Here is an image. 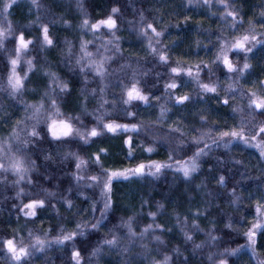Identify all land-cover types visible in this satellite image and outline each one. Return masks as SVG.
<instances>
[{
	"label": "trees",
	"instance_id": "1",
	"mask_svg": "<svg viewBox=\"0 0 264 264\" xmlns=\"http://www.w3.org/2000/svg\"><path fill=\"white\" fill-rule=\"evenodd\" d=\"M42 3L45 7L41 9V20L50 24L54 46L42 51L37 26L24 28L26 36L36 39L35 47L31 48L28 56L35 58L34 63L37 67L34 72L29 73L23 99L28 103L38 100L47 83L44 72L53 71L62 80L68 82L71 88L70 94H61L59 97L61 110L72 116L80 115L89 128L94 126L96 121L93 116L81 111L82 90L88 94L87 111L93 113L98 107L99 93L95 97L90 93L91 89L98 87L99 79H94L89 71L85 84V74L80 73L74 63V56L79 55L81 37L85 40H92L93 37L90 32L83 33L79 25L85 16L95 22L105 18L112 7H119L121 11L118 14L116 35L120 37L121 51L114 53L113 50L107 53L113 56L109 65L113 75L106 81L109 86L105 94L110 103L105 105V108L110 115L105 119L120 123L143 121L147 131L141 130L139 133L120 131L116 134L105 131L89 144H84L79 139H73L59 146L44 142L42 148L33 156V159L38 157L37 168L31 174L33 182L21 185L24 188V195L21 198L16 197L17 187L11 183L14 178L10 177L7 184H0V239L10 237L14 231H18L25 237L26 243L29 230L41 236L47 231L51 239L59 234L62 227L72 231L76 223L83 219L94 223L100 218V209L103 208L100 188L76 186L71 176L75 171V159L71 156L64 159L65 153L74 152L88 160L85 169L87 174H97L101 171L100 166L94 163V154H99L101 165L109 170L133 168L139 162L148 163L150 160L167 163L168 155L174 149L175 158L186 159L192 155L196 147L191 143L193 135H198L200 131H207L209 128L227 130L238 123V117L231 110L232 106L246 103V99L237 94L236 99L230 100L229 105L225 106L219 102L215 94H201L188 76L181 74L173 78L168 66L160 62L158 57L149 54L146 42L137 34L141 12L146 22H154L158 30L166 26L167 30L161 39L162 45L167 46L165 51L169 56V64L174 66L178 59L186 61L188 65H195L201 61L208 63L213 72L210 74L208 69H203L201 80L206 83L210 80L217 82L220 85L219 95L222 99L223 89L229 82L226 70L217 69V66L211 62L216 53L217 36L222 31L227 35H231V32L220 20L218 12L213 16L205 6H189L188 0H81L83 12L78 8L77 0H42ZM240 5H243L242 14L245 19L243 27L240 28L243 32L249 27L247 23L249 19H260V7L264 5V0H237V6ZM10 11L12 13L10 19L17 27L28 25L29 19H35L37 14V10L32 9V15L29 17L28 0H18ZM212 11H216L215 6ZM61 18L69 23L67 25L62 23ZM107 31L101 29V32L105 33V39L110 38L107 36ZM257 31L262 29L257 26ZM197 41L200 42L199 45ZM68 43L73 46L74 56L71 61L67 55ZM98 43L99 41L89 45V49L95 51ZM12 47L9 42L8 50L11 51ZM242 57L243 53L231 54L234 63L242 64L244 62ZM248 62L251 64L249 73L240 81L244 91L250 88L254 81L264 79V47L258 46L254 49L253 53L249 54ZM6 64L7 55L0 51V85L6 78ZM122 64H131L132 67L120 71ZM133 69L137 71L136 78L140 81L143 92L149 95V103L134 102L128 111L136 115L129 118L124 111L127 106L117 103L113 107L111 102L114 99L118 101L121 94L120 88L115 85L120 80L128 83ZM18 70H26L23 61ZM172 79L180 85L174 90L175 95L188 94L191 97L190 101L176 104L174 97L169 98L165 94V84ZM157 96L160 97L159 100L155 99ZM166 102L170 111L167 112L164 123L162 125L155 123L160 116L159 106ZM22 109L23 105L17 100L9 98L7 92L0 91V118H2L0 138L8 136L16 118L23 116ZM201 115L206 117V122L200 119ZM258 119L264 118L258 117ZM4 120H7V123H4ZM170 128H180L186 135L180 137L179 132H170ZM129 136L133 141L131 156L128 155V146L124 143ZM179 139L184 140L183 147L177 146ZM209 143L211 144V141ZM148 146L154 148L153 152L144 151ZM100 149L105 151L100 152ZM205 151H208V155L201 158L200 170L193 174L190 181H186L181 173L171 169H164L155 177L145 175L131 177L128 180L123 178L113 180V207L107 219L98 231L89 230L85 236L77 237L75 242V247L82 251L85 264H88L89 260L91 264H97V259L98 264H120L125 255L133 261V264H148L140 255L142 250L138 245L127 254L106 250L97 258L91 257L90 253L98 240L114 225L119 224L121 218L126 219L134 215L139 231L151 222L148 216L150 211L157 212L158 224L164 225L166 229H172L163 234L164 244L150 243L153 257L161 258L165 253L174 255L173 249L179 248L183 255L174 256L175 264H182L184 257L188 258L187 264H208L207 254L210 251H222L225 247L236 248L245 244L243 232L254 220L256 200L264 196V160L260 159L257 149L238 141L233 142L229 148H225L223 144L211 145V150ZM48 153H51L52 160L44 159V155ZM221 174H226L227 187L221 188L217 184ZM198 185L200 187H197ZM233 188L240 197L235 204L231 203L233 197L230 193ZM49 192H54L56 195L49 196ZM81 192L83 195H80ZM65 198L72 201L71 210L68 209ZM33 199H44L45 205L37 209L35 218L25 217L19 208L23 203ZM93 203L97 209L94 213ZM160 204L164 205L163 209L158 208ZM197 210L203 213L197 219L203 231L192 232L190 228L185 229L192 232L195 243L206 240L207 232L212 230L213 226L214 234L220 239L216 242V247L205 246L202 250L193 252L192 243L185 242L181 225L177 224L176 218L179 216L183 221L187 216L190 225ZM229 223L232 224V228L227 227ZM256 249L257 256H254L250 250L244 249L237 256L229 257L230 264H258V259L264 260V235L259 233ZM71 250V242L63 248L52 245L45 253H36L31 264H75L70 257ZM0 264H5L3 259H0Z\"/></svg>",
	"mask_w": 264,
	"mask_h": 264
},
{
	"label": "snow or ice",
	"instance_id": "2",
	"mask_svg": "<svg viewBox=\"0 0 264 264\" xmlns=\"http://www.w3.org/2000/svg\"><path fill=\"white\" fill-rule=\"evenodd\" d=\"M17 3L18 0H0V51L7 55V64L5 65L7 69L6 78L4 83L0 85V91L7 92L9 98L17 100L23 105V116L16 118L7 137L0 138V184H7L10 177L14 178L11 183L17 187L16 197L19 199L24 195V188L21 185L33 182L31 174L37 168L38 159V157L33 159V156L42 148L44 142L49 145L55 143L59 146L78 138L84 144H89L105 131L113 134L120 131L139 133L141 130L147 131V126L144 125L143 121L140 123H120L115 120L106 121L105 119L110 115L105 108V105L110 103L105 94L109 86L106 81L109 76L113 75V72L109 70L113 56L107 55V53L113 50L114 53L121 51L120 37L116 35L118 31V14L121 11L119 7H112L105 18L98 19L95 22L85 16L79 27L83 33L90 32L93 39L85 40L81 37L79 55L74 56L73 46L68 43L67 55L69 60L71 61L74 56V63L78 66L79 72L85 74V84H87V72L89 71L93 74L94 79H99L98 87L91 89L90 93L94 97L99 93L98 107L93 113H88L87 111L88 94L82 90L81 111L93 116L96 121V124L89 128L84 124L80 115L72 116L61 110L59 97L61 94H70L71 88L68 82L62 80L53 71L47 70L44 72L45 77H47V83L38 100L28 103L23 99L27 90L26 81L29 79V73L34 72L37 67L34 63L35 58L28 56L31 48L35 47L36 39L26 36L24 28L33 25L37 26L40 34L38 39L42 51L54 46V40L50 33V24L41 20V9L45 7L42 0H28L29 17L32 15V9H36L37 14L35 19H29L28 25L24 27H17L16 23L10 19L12 15L10 9ZM188 5L205 6L213 16L217 15L218 12L220 20L225 27L230 29L231 35H227L222 31L217 36L216 53L211 62L217 66V69L226 70L229 82L227 87L223 89L224 95L222 99L219 95L220 85L217 82L210 80L206 83L201 80L203 69H208L210 74L213 72L212 67L208 63L201 61L195 65H188L186 61L178 59L175 61L174 66L169 64V56L165 51L167 46L162 45L161 39L167 30L166 26L158 30L154 22H146L145 16L141 12L137 34L146 42L149 54L158 57L160 62L168 66L173 78L181 76V74L188 76L199 88L201 94H215L219 102L225 106L229 105L230 100H235L237 94L241 98L246 99L245 104L232 106L231 110L238 117V123L227 130L209 128L207 131H200L198 135L191 137V143L196 146L192 155L186 159H177L173 155L174 149L173 152L169 153V162L167 163L150 160L148 163L139 162L133 168L109 170L101 165L99 154H94V163L100 166L101 171L97 174H87L85 169L89 163L88 160L74 152L65 153L64 159L69 156L75 159V171L71 174L72 182L78 187L100 188L103 198L100 218L96 219L94 223L83 219L76 223L72 231L62 227L59 234L51 239H49V232L47 231L41 236L29 230L27 243L25 242V237L20 235L18 231H14L10 237L0 239V259H3L5 264H31L32 258L36 253H45L52 245L63 248L70 242L72 243L71 260L75 264H85L82 251L75 247V242L77 237L85 236L89 230L98 231L104 220L107 219L108 213L113 207L112 182L115 179L123 178L128 180L131 177H143L145 175L155 177L161 174L164 169H171L174 172L181 173L186 181H190L193 174L200 170L201 158L208 155V151H205L206 149L210 151L211 145L220 146L221 144L225 148H229L235 141L257 149L260 159L264 160V119H258V117L264 118V79L254 81L246 91L242 90L243 85L240 83L241 80L245 79L251 68V64L248 62L249 54L253 53V50L258 46L264 47V5L260 7V19H249L247 21L249 27L244 29L243 32L240 31V28L245 23L242 14L243 5L237 6V0H188ZM77 6L83 12L81 0H77ZM214 6L216 7L215 12L212 11ZM55 22L53 21V23ZM61 22L66 25L69 23L63 18H61ZM257 26L262 31H257ZM102 28L108 30L107 36L110 37L109 39H105V33L101 32ZM97 41L99 43L95 51L90 50L89 45ZM9 42L13 45L11 51L7 48ZM199 43L197 41V45ZM157 45H161V47H157ZM101 49H103V52H101ZM233 53H243L242 59L244 62L242 64L234 63L231 58ZM22 61L26 65V70H18ZM131 67V64H122L120 65V71ZM21 71H23V74H21ZM136 77L137 71L133 69L128 83L120 80L115 87L120 88L121 94L118 101L114 99L111 102L113 107L117 103L127 106L124 111L129 118L136 115L134 112L128 111V108H131L134 102L149 103V95L143 92L140 87V81ZM178 87L180 85L175 79H172L171 82L165 84V94L169 98L174 97L176 104H184L190 101L191 97L188 94L175 95L174 90ZM169 90L173 91L170 92ZM155 99L159 100L160 97L157 96ZM159 107L160 116L155 123L162 125L170 109L167 107V102ZM200 119L206 122V117L203 115H201ZM4 123H7V120H4ZM170 132H179L180 137L186 135L180 128H170ZM209 141H211V144ZM124 143L128 146V155L131 156L133 151L132 137H127ZM184 143L183 139H179L177 146L183 147ZM153 150L152 146L144 149L148 153L153 152ZM99 151L104 152L105 149H100ZM44 159L52 160L53 157L51 153H48L44 155ZM235 163L241 162L235 161ZM209 171H211V168ZM82 182H84L83 185ZM217 184L221 188L227 187L226 174L219 175ZM197 187H200V185ZM48 195L55 196L56 194L49 192ZM80 195H83V193L81 192ZM230 195L233 197L231 203L235 204L239 201L240 197L236 194L235 188L232 189ZM65 203L69 210L73 208V203L70 199L65 198ZM44 205V199H33L28 203H23L19 211L25 217L35 218L37 209L43 208ZM163 207V204L158 206L159 209H163ZM96 210L95 203H93L92 212L94 213ZM202 214L197 210L193 214V220L190 225L187 216L184 217L183 221L180 220L179 216L176 218L177 224L181 225V232L185 242L192 243L193 252L202 250L205 246L216 247V242L220 239L214 234L213 226V229L207 232L206 240L201 241V243H195L192 232L203 231L197 223V219ZM148 216L151 218V222L144 225L139 231H137L136 217L134 215L128 216L126 219L121 218L119 224L114 225L112 229H109L98 240L97 245L91 249L90 256L99 258L106 250L108 252L127 254L132 252L138 245L142 250L140 255L148 264H175L174 256L183 255L179 248L173 249L174 255L165 253L161 258L152 256L150 243L164 244L163 234L166 231L170 232L172 229H166L164 225L156 222L157 212L150 211ZM227 227L232 228V224L229 223ZM188 228L192 232L185 230ZM258 233L264 235V196L256 200L254 220L251 222L250 227L243 232L246 243L236 248L225 247L222 251H210L207 254L208 264H230L229 257L237 256L244 249L250 250L254 256H257ZM187 260L188 258L184 257L182 264H187ZM88 264H91V260L88 261ZM120 264H133V261L125 255ZM258 264H264V260L258 259Z\"/></svg>",
	"mask_w": 264,
	"mask_h": 264
},
{
	"label": "rangeland",
	"instance_id": "3",
	"mask_svg": "<svg viewBox=\"0 0 264 264\" xmlns=\"http://www.w3.org/2000/svg\"><path fill=\"white\" fill-rule=\"evenodd\" d=\"M76 139H78V138H76ZM101 191V190H100Z\"/></svg>",
	"mask_w": 264,
	"mask_h": 264
}]
</instances>
